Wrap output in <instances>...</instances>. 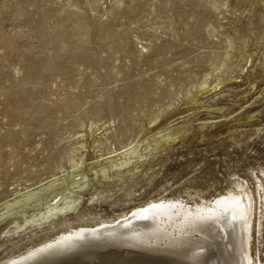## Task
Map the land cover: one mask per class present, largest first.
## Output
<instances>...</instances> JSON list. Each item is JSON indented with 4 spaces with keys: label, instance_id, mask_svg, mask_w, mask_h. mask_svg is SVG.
Returning <instances> with one entry per match:
<instances>
[{
    "label": "rangeland",
    "instance_id": "rangeland-1",
    "mask_svg": "<svg viewBox=\"0 0 264 264\" xmlns=\"http://www.w3.org/2000/svg\"><path fill=\"white\" fill-rule=\"evenodd\" d=\"M241 187L264 264V0H0V260L154 198L207 243Z\"/></svg>",
    "mask_w": 264,
    "mask_h": 264
},
{
    "label": "bare ground",
    "instance_id": "bare-ground-1",
    "mask_svg": "<svg viewBox=\"0 0 264 264\" xmlns=\"http://www.w3.org/2000/svg\"><path fill=\"white\" fill-rule=\"evenodd\" d=\"M180 201L154 198L115 219H101L94 225H68L54 234V240L19 248L0 260V264H249L251 256L247 257L245 248L251 236L252 196L246 189L241 187L239 192L226 196V207L220 206L225 213L215 212L220 233L212 232L207 236L208 242L200 245L195 243L196 238L191 239L198 230L194 225L196 220L173 223V229L168 232L162 227L167 225L168 216L174 214ZM68 202L48 206L45 212L24 219L14 230L39 226L70 213L76 207L74 201ZM11 205L7 203L3 210ZM184 205L192 208L197 204L185 202ZM149 244L152 245L148 247Z\"/></svg>",
    "mask_w": 264,
    "mask_h": 264
}]
</instances>
